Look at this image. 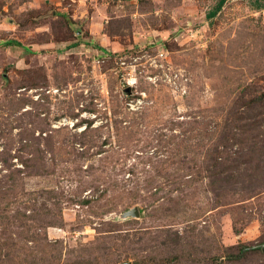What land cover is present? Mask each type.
<instances>
[{"label":"rangeland","instance_id":"374dc122","mask_svg":"<svg viewBox=\"0 0 264 264\" xmlns=\"http://www.w3.org/2000/svg\"><path fill=\"white\" fill-rule=\"evenodd\" d=\"M219 1L0 0V264H264V0Z\"/></svg>","mask_w":264,"mask_h":264},{"label":"trees","instance_id":"16d2710c","mask_svg":"<svg viewBox=\"0 0 264 264\" xmlns=\"http://www.w3.org/2000/svg\"><path fill=\"white\" fill-rule=\"evenodd\" d=\"M227 2V0H220L218 2V4L216 5V7L211 11L210 14H208V19L209 20H212L214 18H216L218 16V14L222 11L225 3ZM7 47H10V46H20L19 43L17 42H8L5 44Z\"/></svg>","mask_w":264,"mask_h":264},{"label":"water","instance_id":"95a60500","mask_svg":"<svg viewBox=\"0 0 264 264\" xmlns=\"http://www.w3.org/2000/svg\"><path fill=\"white\" fill-rule=\"evenodd\" d=\"M126 218L132 217V218H138L140 216L139 211L137 208L131 209L125 214Z\"/></svg>","mask_w":264,"mask_h":264},{"label":"built area","instance_id":"2783aa9c","mask_svg":"<svg viewBox=\"0 0 264 264\" xmlns=\"http://www.w3.org/2000/svg\"><path fill=\"white\" fill-rule=\"evenodd\" d=\"M161 56H163V55H161ZM139 104H141V102H140L139 100H136L135 102H134V100H133L131 103L128 104V106H129V108H130L131 110H135V108H136Z\"/></svg>","mask_w":264,"mask_h":264}]
</instances>
